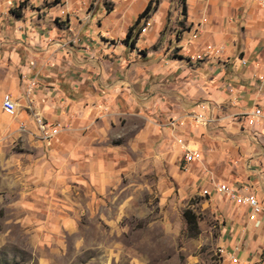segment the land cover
Masks as SVG:
<instances>
[{
  "label": "crops",
  "instance_id": "obj_1",
  "mask_svg": "<svg viewBox=\"0 0 264 264\" xmlns=\"http://www.w3.org/2000/svg\"><path fill=\"white\" fill-rule=\"evenodd\" d=\"M19 1L24 0H0V7ZM93 1L26 0L22 6L35 17L45 12L65 21L53 33L67 44L59 52L70 66L91 65L86 54L95 52H102L103 66H112L96 78L100 96L93 87L73 100L38 81L35 109L62 126L49 146L61 175L102 191L134 167L143 148L163 153L172 163L185 150L198 149L201 156L193 162L200 169L220 168L231 184L245 185L257 196L263 210L255 220L249 219L247 205L242 209L255 228L249 238H264V119L249 123L247 115L255 107L264 111V0H185V14L181 0H157L156 8L140 18L141 27L146 20L149 25L134 45L111 41L125 37L154 0H111L112 7L102 1L92 11ZM168 20L174 28L180 22L181 32L168 28L163 38ZM172 50L178 56H169ZM194 114L209 121L194 125ZM96 115L102 121L121 115L137 124L135 132L125 142L107 141ZM25 126L38 136L30 114Z\"/></svg>",
  "mask_w": 264,
  "mask_h": 264
},
{
  "label": "rangeland",
  "instance_id": "obj_2",
  "mask_svg": "<svg viewBox=\"0 0 264 264\" xmlns=\"http://www.w3.org/2000/svg\"><path fill=\"white\" fill-rule=\"evenodd\" d=\"M102 1L112 7L111 0H94L89 10ZM25 4L0 7V264H264V238H249L255 228L248 225L243 205L224 194H202L211 183L231 184L224 170L210 166L204 171L197 162H186L184 152L172 163L163 153L143 148L134 167L102 191L61 175L49 146L25 126L30 110L25 109L24 83L35 77L73 100L93 87L100 96L96 78L112 66H103L102 52L86 54L93 60L89 66H70L59 52L67 44L53 33L65 21L23 12ZM141 22L130 38L111 43L134 45ZM181 25L174 28L168 20L163 38L168 28L178 35ZM169 56L178 54L172 50ZM6 92L20 105L16 117L2 111ZM35 104L34 98L37 111ZM96 118L113 143L127 141L137 125L121 115ZM185 213L195 221H187Z\"/></svg>",
  "mask_w": 264,
  "mask_h": 264
},
{
  "label": "built area",
  "instance_id": "obj_3",
  "mask_svg": "<svg viewBox=\"0 0 264 264\" xmlns=\"http://www.w3.org/2000/svg\"><path fill=\"white\" fill-rule=\"evenodd\" d=\"M63 13V12H62ZM149 22L146 20L145 25L142 27L141 31H145ZM192 37H195V33H192ZM188 49V47H187ZM209 50V48H208ZM242 63H245L242 60ZM38 88V81L35 77L28 78L23 86V95L25 97L26 105L25 109L30 110V114L39 138L45 142L46 146H50L55 137L60 132L62 126L59 122H51L47 120L40 112L35 111L33 108L35 92ZM54 91V90H51ZM20 105L8 92L4 93L1 98V108L2 111L10 116L16 117L20 110ZM249 123L257 121L258 119H264V112L260 107H255L249 114ZM191 122L194 125L206 124L209 118L204 114H194L190 116ZM20 129H25L24 124L19 125ZM201 154L198 149H187L183 154V158L186 162H193L200 158ZM212 193H220L226 195L227 199L236 204H244L249 207V219L255 220L256 216L262 213L263 207L257 196L250 190L249 187L245 185L238 184H227L223 182H214L210 186L204 187L202 189V194L210 196ZM232 261L236 262L237 257L235 254L231 256Z\"/></svg>",
  "mask_w": 264,
  "mask_h": 264
},
{
  "label": "trees",
  "instance_id": "obj_4",
  "mask_svg": "<svg viewBox=\"0 0 264 264\" xmlns=\"http://www.w3.org/2000/svg\"><path fill=\"white\" fill-rule=\"evenodd\" d=\"M157 3H158L157 0H154L153 3H152L151 1L148 3V5H147L146 8L144 9V11L139 15V17H138L137 21L135 22V24L132 25V26L128 29V31H127V33H126V38H130V37H131V33H132L133 29H134V26H135L136 24H138L140 18H142V17H144L145 15H147V13H148L149 11L154 10V9L156 8ZM181 4H182V6H181V12H182L183 14H185V0H181ZM108 9H109V8L107 7V10H108ZM139 32H140V29L138 30V33H139ZM138 33H137V34H138ZM135 35H136V34H135ZM132 41H133V39H132ZM185 217L187 218V221H189V222H191V221L193 220V218H194L193 215L190 214V213H185ZM194 221H195V220H193V222H194Z\"/></svg>",
  "mask_w": 264,
  "mask_h": 264
}]
</instances>
